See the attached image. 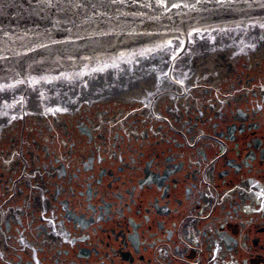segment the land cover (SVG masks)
Instances as JSON below:
<instances>
[{
	"label": "flooded vegetation",
	"instance_id": "flooded-vegetation-1",
	"mask_svg": "<svg viewBox=\"0 0 264 264\" xmlns=\"http://www.w3.org/2000/svg\"><path fill=\"white\" fill-rule=\"evenodd\" d=\"M0 86V264H264V25Z\"/></svg>",
	"mask_w": 264,
	"mask_h": 264
},
{
	"label": "water",
	"instance_id": "water-1",
	"mask_svg": "<svg viewBox=\"0 0 264 264\" xmlns=\"http://www.w3.org/2000/svg\"><path fill=\"white\" fill-rule=\"evenodd\" d=\"M264 25V0H0V86L109 69L196 32Z\"/></svg>",
	"mask_w": 264,
	"mask_h": 264
}]
</instances>
